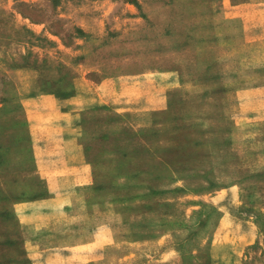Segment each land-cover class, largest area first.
Returning <instances> with one entry per match:
<instances>
[{
    "label": "rangeland",
    "instance_id": "1",
    "mask_svg": "<svg viewBox=\"0 0 264 264\" xmlns=\"http://www.w3.org/2000/svg\"><path fill=\"white\" fill-rule=\"evenodd\" d=\"M256 5L0 0V264L52 251H107L111 264L140 244L174 249L182 264H264V110L237 116L223 93L231 76L264 87V67L248 70L264 62V37L240 17ZM42 92L73 110L66 134L96 167L76 232L94 223L107 246L63 251L52 240L69 229L27 223L36 201L63 204L53 196L64 184L35 163L28 113L40 107L26 98Z\"/></svg>",
    "mask_w": 264,
    "mask_h": 264
},
{
    "label": "crops",
    "instance_id": "2",
    "mask_svg": "<svg viewBox=\"0 0 264 264\" xmlns=\"http://www.w3.org/2000/svg\"><path fill=\"white\" fill-rule=\"evenodd\" d=\"M254 8H256V11L251 12V9ZM244 10L240 14L244 22V29L247 32L258 33L264 37V8L256 5L250 8L246 7ZM21 17L26 19L23 16ZM261 67H264V62L257 68L252 65L248 70L254 72ZM16 68L33 70V67L29 65H18ZM228 80L229 84L233 85L223 90V93L231 94L230 97L234 99L235 115L248 114L256 117L260 115L264 110V87L261 85L260 80L249 78V76L244 79L231 76ZM26 100L27 103L40 107L31 109L28 113L30 135L34 145V154L37 156L35 163L38 165L39 171H42V176L39 177L44 181L62 182L64 184L62 188H55L53 196V198H61L63 204L48 209L43 203L44 200L36 201L37 204H33L34 207H38L37 211H33L36 215L33 214L34 216H31L27 223L32 224L37 229L47 227L48 224L53 226L55 230L69 229L70 231L66 235L59 236L54 241L52 240V243L57 246L60 245L63 251L80 250L83 246H87L89 250L90 246L93 247L92 249L107 246L106 244L110 243L111 238L101 237L98 233V227H95L94 223L91 224L93 227H82L81 233L76 232L77 228L84 224L87 225L88 222L75 223L74 212L84 211L87 213L92 211L93 206L90 202L88 203V192L89 189H92L93 192L98 184L93 180L95 163L82 159L83 156L80 154L79 148L73 142L74 138L66 134V132L70 133L66 129L70 127V122L75 115L73 110L59 109L57 111L53 105V96L48 92H42L38 97H27ZM37 100L45 104L41 106L33 104ZM53 109L54 112H52ZM51 113L55 114V117L58 118L57 121H55V117L53 120L51 119ZM44 115H48L45 120H43ZM73 149L75 153L73 152L72 155ZM77 199H80V201L78 202ZM82 203L85 205H82ZM121 240L127 241V236H124ZM116 241L118 240L116 239ZM137 242L138 240L132 239L130 243L136 245ZM54 248L56 246L52 249ZM115 251L119 250L115 249ZM87 254L78 252L57 253L56 251L40 255L27 253L20 262L31 261V264H105L110 257L107 251L95 255ZM112 257L115 262L111 264H182L174 249H166L163 253L151 255L142 251L141 244L139 250L136 249L128 253H114Z\"/></svg>",
    "mask_w": 264,
    "mask_h": 264
}]
</instances>
